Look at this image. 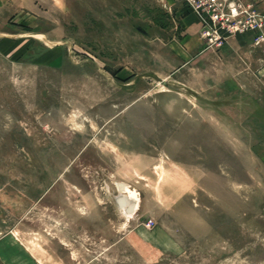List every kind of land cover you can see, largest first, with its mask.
I'll list each match as a JSON object with an SVG mask.
<instances>
[{
  "label": "rangeland",
  "instance_id": "obj_1",
  "mask_svg": "<svg viewBox=\"0 0 264 264\" xmlns=\"http://www.w3.org/2000/svg\"><path fill=\"white\" fill-rule=\"evenodd\" d=\"M6 5L1 234L40 264H264V41L208 44L186 0Z\"/></svg>",
  "mask_w": 264,
  "mask_h": 264
},
{
  "label": "built area",
  "instance_id": "obj_2",
  "mask_svg": "<svg viewBox=\"0 0 264 264\" xmlns=\"http://www.w3.org/2000/svg\"><path fill=\"white\" fill-rule=\"evenodd\" d=\"M203 16V36L210 45L221 46L238 33H252L264 41V15L250 4L232 2L226 11L218 0H186ZM150 224V223H149Z\"/></svg>",
  "mask_w": 264,
  "mask_h": 264
},
{
  "label": "crops",
  "instance_id": "obj_3",
  "mask_svg": "<svg viewBox=\"0 0 264 264\" xmlns=\"http://www.w3.org/2000/svg\"><path fill=\"white\" fill-rule=\"evenodd\" d=\"M14 14L16 11L6 5V0H0V30L8 28L4 21ZM2 207H0V218L2 217ZM1 232L0 225V264H40L38 259L30 257L25 248L16 242L13 232L3 234Z\"/></svg>",
  "mask_w": 264,
  "mask_h": 264
},
{
  "label": "bare ground",
  "instance_id": "obj_4",
  "mask_svg": "<svg viewBox=\"0 0 264 264\" xmlns=\"http://www.w3.org/2000/svg\"><path fill=\"white\" fill-rule=\"evenodd\" d=\"M121 187V189L125 192L127 191L128 193L123 196V203L122 207L125 209L126 213L129 214L131 211L133 212L134 209H137L139 201L136 192L129 187L128 184L124 183L121 185H118ZM126 193V192H125Z\"/></svg>",
  "mask_w": 264,
  "mask_h": 264
}]
</instances>
